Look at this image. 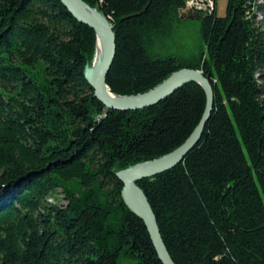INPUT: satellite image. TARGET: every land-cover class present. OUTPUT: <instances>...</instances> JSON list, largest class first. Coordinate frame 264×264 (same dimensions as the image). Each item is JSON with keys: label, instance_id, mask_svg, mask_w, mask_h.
I'll use <instances>...</instances> for the list:
<instances>
[{"label": "trees", "instance_id": "obj_1", "mask_svg": "<svg viewBox=\"0 0 264 264\" xmlns=\"http://www.w3.org/2000/svg\"><path fill=\"white\" fill-rule=\"evenodd\" d=\"M83 1L115 35L110 92L142 94L183 68L212 86L197 144L136 182L173 262L264 264V0L192 16L185 0ZM183 17L200 18L202 44L164 53ZM95 45L61 0H0V264H162L116 173L181 145L205 94L191 82L148 107L107 108L85 77Z\"/></svg>", "mask_w": 264, "mask_h": 264}, {"label": "water", "instance_id": "obj_2", "mask_svg": "<svg viewBox=\"0 0 264 264\" xmlns=\"http://www.w3.org/2000/svg\"><path fill=\"white\" fill-rule=\"evenodd\" d=\"M78 1L94 10L97 15L90 16L86 14ZM61 2L76 20L94 30L96 45L100 43L104 46V55L97 70L93 75L88 76L89 66H86L85 77L93 88L94 96L107 108L134 110L148 107L160 102L182 86L191 82L198 83L204 91L205 106L203 113L190 135L181 145L158 158L137 163L116 173L122 183V199L126 206L143 221L159 260L162 264H175L162 239L155 215L143 191L138 187L136 182L142 178L151 177L173 168L197 144L212 110V86L201 70L183 68L173 72L160 84L142 94L120 96L110 92L106 84V76L116 52L115 35L110 23L102 13L90 7L83 0H61ZM189 16L192 15L190 14ZM107 90L114 94L113 97L107 95Z\"/></svg>", "mask_w": 264, "mask_h": 264}, {"label": "rangeland", "instance_id": "obj_3", "mask_svg": "<svg viewBox=\"0 0 264 264\" xmlns=\"http://www.w3.org/2000/svg\"><path fill=\"white\" fill-rule=\"evenodd\" d=\"M261 1V0H259ZM226 0H215V13L216 15H223L225 11ZM190 15V14H189ZM256 26L260 30H264V13L256 11ZM199 17H183L177 23V30L175 40L164 46V53H181L188 50H196L201 43L199 34ZM50 201L53 202V199ZM120 264H128L120 262Z\"/></svg>", "mask_w": 264, "mask_h": 264}, {"label": "bare ground", "instance_id": "obj_4", "mask_svg": "<svg viewBox=\"0 0 264 264\" xmlns=\"http://www.w3.org/2000/svg\"><path fill=\"white\" fill-rule=\"evenodd\" d=\"M80 7L82 8V10L90 15V16H95L97 15L96 12L94 10H91L90 8H88L85 4H83L81 1H78ZM104 55V46L100 43H98L97 45H95V53H94V57L93 60L91 61V65L89 66V70H88V76L93 75L95 73V71L97 70L102 58ZM165 80V79H164ZM107 95L109 97H113L114 94L110 93L107 90Z\"/></svg>", "mask_w": 264, "mask_h": 264}, {"label": "built area", "instance_id": "obj_5", "mask_svg": "<svg viewBox=\"0 0 264 264\" xmlns=\"http://www.w3.org/2000/svg\"><path fill=\"white\" fill-rule=\"evenodd\" d=\"M215 10V0H185V5L182 9L184 15L194 12L211 13Z\"/></svg>", "mask_w": 264, "mask_h": 264}]
</instances>
